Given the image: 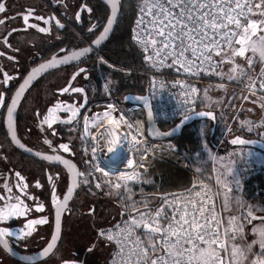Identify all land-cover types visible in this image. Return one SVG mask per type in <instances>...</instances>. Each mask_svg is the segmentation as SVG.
Here are the masks:
<instances>
[{
  "label": "snow or ice",
  "instance_id": "snow-or-ice-1",
  "mask_svg": "<svg viewBox=\"0 0 264 264\" xmlns=\"http://www.w3.org/2000/svg\"><path fill=\"white\" fill-rule=\"evenodd\" d=\"M111 5V16L107 19V26L104 27L103 32L92 41L94 45H100L105 40L111 31L112 25L117 17V12L120 7L119 0H108ZM84 7H87L85 4ZM140 16L136 20V28L133 29V39L140 45L143 50L145 61L151 62L155 68L163 66L177 67V71L183 70L186 74H199L201 70L204 72L213 71L221 78L225 75L229 81H237L240 84H245L250 92L257 91L255 78L248 75V72L241 66L236 64L235 57H244L247 52L251 53L249 44L253 39H264V0H140L138 4ZM88 12L92 9L88 8ZM258 12L259 18H252L253 13ZM6 12V4L4 0H0V13ZM23 24L26 28L38 30L39 33H49L52 30L53 21L59 28H64V24L60 19L54 16L35 15L33 10L29 8L26 13H21ZM30 17L41 23H30ZM80 19L79 13L75 17ZM10 19L5 16L0 18V24H4L5 20ZM14 19V17L12 18ZM93 28L96 25H92ZM12 31H16L13 29ZM8 35H11L9 33ZM3 43L12 47L8 43V38H3ZM91 46L78 49H72L66 55L57 56L53 55L51 59L33 67L24 82L19 86L15 94L11 97L10 103L7 105L6 121L7 128L11 138L20 148H25L24 144L20 143L17 139L15 128V112L17 106L23 96L27 86L38 76L40 73L47 69L56 66L57 64L67 63L69 61H77L85 54L91 52ZM63 52L64 50L61 49ZM222 51H226L225 59L232 61V67L228 73L216 71L219 64L213 59V55H219ZM0 55L5 53L0 52ZM252 55L247 58V63L252 65ZM15 60V56L9 57ZM103 60V57L100 58ZM257 59V58H256ZM171 60V64L167 61ZM107 63V61H103ZM264 64V62H261ZM239 69V71H237ZM86 69L79 68L73 74L72 79L75 80L76 76L80 73H85ZM260 77H264V68L259 73ZM13 77L7 71L3 72V80L0 84H6ZM155 77H153V86H155ZM110 81L104 84L105 91L109 88ZM174 85L182 88V95L185 97L183 103L178 106L176 115L182 117L180 124L191 119L193 115L202 117L215 118L212 111L196 112L194 103L200 89L194 85H187L184 81H173ZM163 82H161V87ZM203 90V98L211 101L213 98L209 96V88ZM220 88H225L224 84L219 85ZM71 90L75 93H84L85 89L80 87H63L59 91L67 93ZM259 90L264 92V79L260 80ZM126 99L128 97H125ZM87 101V96H84ZM135 99L142 100L148 108V115L152 116V105L148 97H136ZM244 99H248L247 96ZM264 100V97H261ZM223 98L215 101L218 105L222 103ZM5 104L4 96L0 93V107ZM264 108V103H261ZM63 109L65 112L70 113L66 118L58 115L59 111ZM80 108L75 104H69L59 101L52 107L47 109V114L39 121L41 132H44V126L47 125L48 129H52V125L57 121L61 123L71 122L76 119ZM115 106L108 105V110L104 111L102 117L96 114L91 119L93 126L103 123L109 125L105 129V133L109 135V152L117 149L123 143L130 144L132 149H135L139 143L138 136L142 135L139 127L133 131V124L127 123L129 132L123 136L118 133L124 120L121 113L120 119L113 116ZM39 115V114H38ZM89 118L84 117L83 133L84 137L92 136L96 139L95 135L90 132ZM241 126L251 125L248 120H240ZM203 128V125H202ZM174 128L172 131H175ZM157 135L164 136L165 133H156ZM104 134H101L103 138ZM45 143L51 149L53 154H44L41 152L34 153L35 156L40 157L47 161L58 162L67 168V171L72 174L71 186L67 188V194L63 196L61 201L55 192V183L53 177L59 176V173H50L47 177L48 181L53 185L52 202L57 205L55 217V233L51 235V242L43 249V252L35 255H27L21 257L25 264H36L39 257L47 256L59 239L61 213L67 207L74 188L79 184H89V176L93 173H84L76 169V165L71 160L65 159L62 155L58 154L57 148L53 147V140L45 139ZM231 143L244 144L245 141L240 137L234 138ZM253 143H255L253 141ZM59 149L64 152H69L71 149L68 143L58 144ZM206 158L205 163L208 161H215L223 159L216 157L212 154L207 144L203 145ZM31 152V149H26ZM93 154L96 152V147H93ZM147 149H145V152ZM231 155V154H229ZM251 155V153L249 154ZM197 160H200V154L196 153ZM128 165H133L134 160L128 159ZM89 167L94 171H103L98 169L96 165L89 162ZM199 171V169H197ZM20 182H24L25 177L20 172L15 173ZM229 175L231 182L235 184L237 189L240 186L239 172L231 167L226 168V174L221 179V174L215 177V184L225 190L223 199L222 210H227L229 201L227 192L229 188ZM139 179L138 174H122L118 177L120 182L111 184V187L119 190L123 184L125 189V196L130 203L124 205V211L128 214L127 220H121L111 229L101 230L100 236H107L109 242L115 243V250L112 253L111 264H200L198 253L202 252L208 245H211L217 250V254L212 258L214 264H264V215L255 216L252 209L254 206H249L248 210L243 214V222L238 223L236 216H228L226 219L221 216L215 206V197L219 195L218 191H213L212 188L201 182L199 190L193 184L190 189H187V194H171L172 198L169 199V194L161 197V203L156 206L153 211L147 201L144 202V211L137 208V202L131 200V189L128 188L126 181ZM40 186L39 181L36 182ZM20 193L24 196L27 195V183H17L15 185ZM96 187H100V182L96 183ZM7 193L0 195V222L9 221L13 217H25L28 215L30 208L24 203L20 195H11L12 189L5 185ZM15 201V202H13ZM36 210L42 211L45 207L43 203L34 205ZM264 212V207L258 209ZM123 215V212L121 213ZM252 220H258L259 223L253 225L251 231L256 234V239L245 245L235 243L237 236L243 240V232L245 223H251ZM47 222L46 216H41L38 219H28L25 228H21L18 232H14L10 226L0 227V245L3 246L8 252L14 254V249L10 246L7 237L15 236L17 239L20 237L30 236L35 230V225L45 224ZM227 225V226H225ZM141 231L142 235H137ZM229 241H232L231 243ZM259 244V250L253 251V245ZM181 248L182 255L177 256L173 249ZM63 264H76L75 261L64 260Z\"/></svg>",
  "mask_w": 264,
  "mask_h": 264
},
{
  "label": "flooded vegetation",
  "instance_id": "flooded-vegetation-1",
  "mask_svg": "<svg viewBox=\"0 0 264 264\" xmlns=\"http://www.w3.org/2000/svg\"><path fill=\"white\" fill-rule=\"evenodd\" d=\"M119 1L121 12L124 0ZM4 3L6 12L0 13V18L7 16L10 19L0 24V52L5 53L0 55V81L3 80L4 71L13 78L6 84H0V93L5 100L4 106L0 107V195L7 193L5 188L7 184L12 189L11 195H20L30 211L25 217H13L9 221L0 222V227L10 226L14 232H18L25 228L28 219L47 217L45 224L34 226L35 230L30 236L19 239L15 236L7 237L14 254L0 245V264H25L21 257L43 252L51 242V235L55 233L57 205L52 202L53 185L48 181V175L59 173L58 177L54 175L53 182L56 195L61 201L72 183V174L64 165L44 160L34 153L53 154L45 143V139H51L58 154L71 160L78 171L86 172L89 162L92 163L90 140L89 136L84 137L83 124L91 105L99 101L102 92L100 69H97L95 62V48L77 61L57 64L59 66L44 71L27 86L15 112L17 139L25 148H20L8 131L7 105L33 67L51 59L53 55L63 56L72 49L91 46V42L101 33L109 18L110 7L106 0H4ZM85 4L87 7H84ZM29 8L35 15H51L60 19L64 28L56 26L54 21L49 33H39L36 29L26 28L20 14L26 13ZM88 8L92 11L88 12ZM77 13L80 16L79 20L75 18ZM30 23H41L43 26L42 22L36 21L33 17H30ZM92 25L96 27L93 28ZM13 29L16 31H12ZM9 33L11 35H8ZM5 36L12 45L11 48L3 43ZM103 46L98 49L102 51ZM11 56H15L16 59L14 61L9 59ZM79 68L86 69V72L80 73L73 80L72 76ZM69 85L82 87L85 92L59 91ZM85 95L87 101L84 99ZM59 101L75 104L80 108L76 119L67 123L57 121L52 125V129L45 125L44 132H41L39 121L47 114V109ZM196 112H202L201 108ZM213 113L214 119L194 116V120L191 121L206 126L210 123L209 127L214 133L215 129H220L222 120L216 112ZM58 115L66 118L70 113L61 109ZM60 143H68L71 150L64 152L63 149H59ZM26 149H31V152ZM17 171L25 177L24 182H20L16 177ZM37 181L40 183L39 187ZM17 183H27L26 196L15 187ZM105 199L101 203H96L93 197L85 194L83 184L80 183L76 192L72 193L67 207L62 210L56 246L47 256L39 257L36 264H63L64 260L75 261L76 264H108L112 247L103 236H100V231L116 223L124 210V204L116 202L118 215L115 216L109 214ZM37 203L45 205L42 211L34 207Z\"/></svg>",
  "mask_w": 264,
  "mask_h": 264
},
{
  "label": "built area",
  "instance_id": "built-area-1",
  "mask_svg": "<svg viewBox=\"0 0 264 264\" xmlns=\"http://www.w3.org/2000/svg\"><path fill=\"white\" fill-rule=\"evenodd\" d=\"M140 3V2H139ZM141 14L139 9L136 12L135 19L132 23L130 30V38L131 42L141 49L140 45L133 39V29L136 28V20ZM224 53L222 51L219 55L214 54L213 59L219 64L221 55ZM144 56V53H143ZM103 57V60L100 58ZM95 59H96V67L100 69V82L102 87V93L105 96L104 100H99L93 103L90 107L88 118H89V129L92 134L95 135L96 139H92V136H89L90 140V155L92 164L96 165L98 169H102L103 171H94L91 167H89L87 172H92L93 174L89 176V182L94 186V194L93 199L96 203H101L104 198H106L105 193V180H109L112 182H120L118 177L122 174H138L139 178L146 177L152 170H154L157 164H166L172 165L181 169H187L189 167V161L186 155L179 149L177 143L172 138L165 139H155L149 136L147 131V118H146V109L143 104L137 102H129L125 105L120 104L115 97L110 88L107 91L104 89L105 78L102 74V69H108L110 71H117L119 73H141L144 74L148 79L147 84V92L149 96V101L152 105V111L154 115L155 121L161 124H173L182 119L179 115H176L178 106L184 102L185 97L182 95V88L178 85H174L173 81H184L187 85H194L198 89H200V84L202 82H211V83H219L226 84L232 86L234 88H239L241 90H247L245 84H240L238 82L233 81H222L215 77V72L209 71L204 72L200 71L199 74H186L183 70L177 71V67H168L163 66L160 68H155L152 66L151 62L145 61L143 59L142 66H131L119 64L111 59H109L101 50L95 49ZM103 61H107L104 63ZM167 64H171V60L167 61ZM218 68L216 69V71ZM153 77H155V86H153ZM161 82H163V86L161 87ZM255 94L264 96V92L257 89ZM200 102V93L197 94L195 98V111L199 109ZM112 104L115 106V111L113 112V116L117 119H120L121 113L124 116V120L126 122L121 123V127L117 130L122 136L129 132L127 127V123L133 124V131L135 128L139 127L142 135L138 136L139 143L136 145L135 149L131 148L130 144L123 143L117 147V149L112 152L108 151L110 147L109 144V135L105 133V129L109 127L107 123H103V126L97 124L93 126L91 124V119L96 116V114H102L104 111L108 110V105ZM101 134L103 138H101ZM93 147H96V152L93 154L91 151ZM145 149L147 151L145 152ZM133 159L134 164L128 165L127 160ZM197 189L199 190V186L201 182L209 185L213 191H218L219 195L216 196L215 206L217 212L225 218V210H222L223 202L221 200V193L217 185L211 180L199 177L197 180ZM100 182V187H96V183ZM182 193L187 194V191ZM180 194V193H179ZM172 196H169L171 199ZM161 202L157 203L154 207H150L153 211L156 206H158ZM144 211V208L139 209ZM128 214L125 213L121 220H127ZM226 219V218H225ZM120 220V222H121ZM119 222V223H120ZM227 226V225H225ZM113 228H107L111 229ZM105 229V230H107ZM137 235H142L141 231L137 232ZM108 242L107 236H103ZM231 243V241H229ZM112 247V252L108 260V264H111L112 253L115 250V243L109 242Z\"/></svg>",
  "mask_w": 264,
  "mask_h": 264
},
{
  "label": "rangeland",
  "instance_id": "rangeland-1",
  "mask_svg": "<svg viewBox=\"0 0 264 264\" xmlns=\"http://www.w3.org/2000/svg\"><path fill=\"white\" fill-rule=\"evenodd\" d=\"M252 18H259V13L255 12L252 15ZM226 51L221 55L219 67L217 71H223L224 73H228L230 68L232 67V61L225 59ZM251 56L250 52H247L244 57L236 56L235 62L238 65H241L247 72L248 75L255 78L256 89H259L260 80L264 79V77H260L259 73L262 68H264V64H262L258 59L253 58L252 65L247 63V58ZM104 70L108 72H117L110 71L108 69H102V74L106 79L105 82H108V79L104 75ZM239 71V69L237 70ZM216 78L222 81H228L227 76L225 75L223 78L215 75ZM245 80V85L247 83V79ZM233 82H237L233 80ZM239 83V82H238ZM209 88V96L213 99L211 101L205 100L203 98V90L205 88ZM219 83H211V82H202L200 84V103H201V111H213L216 112L219 118L221 117L222 124L220 129L215 130V132L210 137V140L204 139L202 143L203 145L206 143L208 148L211 150L212 154L216 157H221L223 159H217L214 162L208 161L211 164L212 169V179L215 183V177L219 173L221 174V179L226 174V168L231 167L239 172V180L240 186L237 189L234 183L231 182V176L229 175V188L230 192H227L229 207L225 210V218L228 216H236L237 222H243V214L244 210H248L249 206H254L252 211L256 214L264 215V212H260L258 209L261 206L256 205L253 201L247 200L243 195V186L245 178L251 173L258 172L264 169V152L260 149H257L252 146H243V145H235L228 147L227 146V138L233 137L234 135L240 134L253 140L263 141L264 142V108L261 107V103H264V100H261V95L255 94V92H250L247 90H241L234 88L229 85H225V88H220ZM110 88V85H109ZM102 90V87H101ZM247 96L248 99H244ZM223 98L222 103L219 105L215 103L219 98ZM194 116L187 121L194 120ZM240 120H248L251 122V125L241 126ZM186 121V122H187ZM211 124L209 123V126ZM208 126V125H207ZM206 125H198V132L200 135H204V131L209 130ZM252 133V134H251ZM254 133V134H253ZM205 152V151H204ZM251 153V155H249ZM231 154V155H229ZM196 154L193 155V157ZM206 158V154L204 160ZM197 165L201 164V161H197ZM200 167H197L196 170ZM197 171V172H199ZM140 179V178H139ZM137 180H129L127 182H138ZM109 180H105V183L108 184V190L105 187L106 199L105 204L109 208V214L118 215L117 210V201L120 202L118 198V193L120 191L111 187L108 183ZM111 184H115V182L110 181ZM221 193V200L223 202L225 196V190L218 186ZM259 223L258 220H252L251 223H245L244 232H243V240L237 236L235 243L240 245H245L247 243H251L254 239H256V234H254L251 229L253 225ZM104 238V237H103ZM232 242V241H231ZM259 250V244L253 245V251ZM247 264V261L244 262Z\"/></svg>",
  "mask_w": 264,
  "mask_h": 264
},
{
  "label": "trees",
  "instance_id": "trees-1",
  "mask_svg": "<svg viewBox=\"0 0 264 264\" xmlns=\"http://www.w3.org/2000/svg\"><path fill=\"white\" fill-rule=\"evenodd\" d=\"M139 2L140 0L123 1L115 31L102 47V52L109 59L119 64L131 66L143 65V52L131 42L130 38L131 26L135 19ZM103 72L108 81L111 82L109 85L113 96L120 104L125 105L129 103L131 97L148 96V79L144 74L108 72L107 70ZM125 97L128 98L126 99ZM104 99L105 96L101 92L99 100ZM200 108L201 103L199 102ZM177 124V122L173 124H161V127L166 130ZM197 126L198 124L190 121L181 128L180 135L172 138L189 161L187 169L159 163L154 170L146 177L140 178L138 182H127L128 188L131 189V200L137 202V208H144L145 201H147L149 206H155L158 203L159 194L187 189L190 187L193 179L197 180L199 177H204L213 182L211 164L210 162H204L205 152L202 149L204 139L210 140L213 130L212 128L206 129L202 136L198 132ZM226 144L228 147H231L229 143ZM196 153H199L201 157V164L199 165H197L198 160L196 155L193 157ZM197 167H200L199 172L196 170ZM88 169L89 167L86 168V172ZM104 186L108 190V184L104 182ZM94 190L95 188L91 182L87 185L83 184L85 194L93 197ZM243 195L247 200L264 207V169L251 173L245 178ZM118 198L124 205L130 203L125 196L123 184L118 193Z\"/></svg>",
  "mask_w": 264,
  "mask_h": 264
},
{
  "label": "water",
  "instance_id": "water-1",
  "mask_svg": "<svg viewBox=\"0 0 264 264\" xmlns=\"http://www.w3.org/2000/svg\"><path fill=\"white\" fill-rule=\"evenodd\" d=\"M106 2H107V4H108V6L110 7V15H109V17H110V16H111V5L108 3V0H106ZM119 4H120V1H119ZM119 14H120V7H119V9H118L117 17H116V19H115V22L113 23L112 28H111V31L109 32L107 38H106L105 40H103V41L101 42L100 45H94V44H92V42H91V47H92V49H94V48H95V49L100 48V47L103 46V45L107 42V40L112 36V34H113L114 30H115V27H116V24H117L118 18H119ZM105 26H107V22H106ZM105 26H104V27H105ZM103 29H104V28H103ZM101 32H103V30H102ZM99 35H100V34H99ZM99 35H98V36H99ZM98 36H97V37H98ZM97 37H96V38H97ZM96 38H95V39H96ZM95 39H94V40H95ZM94 40H93V41H94ZM56 66H59V65H56ZM56 66L51 67V68H49V69H47V70H51V69L55 68ZM42 73H43V72H42ZM42 73H40L38 76H40ZM38 76H36V78H37ZM36 78H35V79H36ZM147 97H148V99H149V96H147ZM135 98H136V97H131V98H130V102H137V103H141V104L144 105V107H145V109H146L147 131H148L149 136L152 137V138H155V139L173 138V137H175V136H177V135H180V134H181V128H182L185 124L189 123V121H187V122L185 121V122L181 125V124H180V120H179V121L177 122L178 124H177L176 126H173V127L169 128V129H166V130H165V129H163V128L161 127V125H159V124L155 121V119H154V115H153V111H152V116L150 117V116L148 115V108L145 106L144 102H143L142 100H138V99H135ZM149 102H150V101H149ZM193 116H198V117H199V115H193ZM200 117H202V116H200ZM174 128H175L176 130H175V131H172ZM156 133H165V134H167V135L160 136V135H157ZM236 137H240L242 140L245 141L244 144H236V145L252 146V147H255V148H257V149H260V150H262V151L264 152V142H263V141L253 140L252 138H249V137H246V136H243V135H240V134L235 135V136L229 138L228 142H229V144H230L231 146H235V145H233V144L231 143V141H232L234 138H236ZM253 141H254L255 143H253ZM79 184H80V183H79ZM79 184L74 188L73 193H75L76 190L79 188ZM193 184L197 185V181H196V179H193V181H192L190 187H188L187 189H190V188L193 186ZM187 189H184V190H177V191H172V192H167V193L159 194V195H158V203L161 202V197H163L165 194H169V196H172L171 194H179V193H182V192L186 191ZM149 207H154V206H149ZM138 209H141V208H138ZM245 211H246V210H244V212H245ZM122 212H123V215H124L125 213H127V212H125L124 210H123ZM253 213H254V212H253ZM123 215L120 216V218L116 221V223H114L113 225H111V226H109V227H107V228H110V227L114 226L115 224L119 223ZM254 215L257 216V217L262 216V215H260V214H256V213H254ZM56 244H57V243H56Z\"/></svg>",
  "mask_w": 264,
  "mask_h": 264
},
{
  "label": "clouds",
  "instance_id": "clouds-1",
  "mask_svg": "<svg viewBox=\"0 0 264 264\" xmlns=\"http://www.w3.org/2000/svg\"><path fill=\"white\" fill-rule=\"evenodd\" d=\"M249 48L254 57H256L260 62H264V39H253L249 44ZM173 251L177 256L182 255L181 248H175ZM216 254L217 250L211 245H208L202 252L198 253L200 264H214V260L212 258Z\"/></svg>",
  "mask_w": 264,
  "mask_h": 264
},
{
  "label": "crops",
  "instance_id": "crops-1",
  "mask_svg": "<svg viewBox=\"0 0 264 264\" xmlns=\"http://www.w3.org/2000/svg\"><path fill=\"white\" fill-rule=\"evenodd\" d=\"M201 96V95H200Z\"/></svg>",
  "mask_w": 264,
  "mask_h": 264
}]
</instances>
